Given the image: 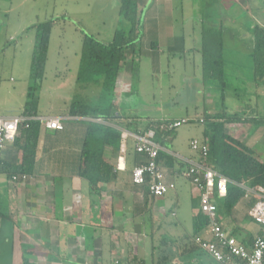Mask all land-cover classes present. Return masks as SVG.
<instances>
[{
    "label": "crops",
    "instance_id": "0c3cea01",
    "mask_svg": "<svg viewBox=\"0 0 264 264\" xmlns=\"http://www.w3.org/2000/svg\"><path fill=\"white\" fill-rule=\"evenodd\" d=\"M148 1H139V10L142 18L145 17L144 27L158 28L159 10L156 6H146ZM198 1V6H193L194 0H191L190 8L197 12V18H202L201 2ZM248 2L252 4L253 0ZM173 7L166 6L171 12ZM231 9L232 4H229L220 8V12L228 15ZM199 21L202 29L201 19ZM197 33L201 34L202 30ZM131 78L125 70L117 81L115 114L119 117L122 108H128L129 99L136 95L130 86ZM28 82L9 89L0 84V95L5 100H13L16 94L20 96L17 99H21L14 104L12 100L7 101L10 105L0 104V118H63L64 129L49 130L41 123H36L31 132L21 129L0 158V264L3 258L11 259L10 264H24V261L29 264L212 262L197 243V239L212 240L208 226L199 234L196 232V219L201 213L199 192L182 177L187 168L184 161L197 158L192 151L189 157H183L162 147L173 160L171 166L163 165L165 181L175 184L176 189L156 199L147 187L133 184L132 173L137 166L131 156L134 141L130 138L127 141L126 169L117 168L120 150L115 152L107 147L104 159L113 166L112 176L108 182H101L93 188L80 176L81 155L93 119L72 117L66 110H59V116H52L39 107L37 113H26ZM58 89L65 90V84L61 83ZM130 111H123L127 113L128 121L121 123L135 124L136 131L145 129L146 125L141 121L144 117L138 114L135 117ZM212 113L209 109V114ZM134 130L126 132L135 134ZM26 149L34 154V161L24 168ZM249 210V199L244 198L229 216L219 217L223 228L247 247L264 236V229L249 218Z\"/></svg>",
    "mask_w": 264,
    "mask_h": 264
},
{
    "label": "rangeland",
    "instance_id": "374dc122",
    "mask_svg": "<svg viewBox=\"0 0 264 264\" xmlns=\"http://www.w3.org/2000/svg\"><path fill=\"white\" fill-rule=\"evenodd\" d=\"M139 1L141 2L136 0V3L140 8ZM197 1L194 0L193 6H198ZM218 1L219 4L215 3L212 7L209 6L210 3L200 0L201 13L204 17H208V14L215 15L221 23L224 21L222 31L226 60L244 64L250 43L246 31L254 25L264 27V0H253L252 4L248 0ZM121 2L122 0H0V84L9 89L24 85L27 81L30 83L39 28L54 21L45 78L40 86L30 84L33 95L38 100L37 110L39 107L47 112L45 114L52 116H59V110H66L68 115L71 111L88 110L89 116H92L90 112L94 109H109L112 104L113 113H117V84L108 97V92L102 86L103 78H99L98 83L86 85L80 83L78 78L85 37L91 36L104 45H110L116 31L129 29V24L120 15ZM229 4H232L233 9L228 15L222 14L218 9L214 12L219 5L226 8ZM170 5L174 6L173 12L166 8ZM146 6L157 7L160 24L158 28H145V17L142 18V39L137 60L139 71L137 80L130 82V86H134L133 95H136L129 99L128 108H122L123 105L120 108L131 110L133 116L138 114L144 117L141 121L146 126L152 122L183 118L175 122L186 123L170 135L167 134L164 142L169 153H177L183 157L192 154L193 140L208 142L205 132L209 131V126L198 122L206 114L226 112L231 116L239 115L243 121L264 117V88L258 89L251 82L244 85L246 75L241 76L235 69H232L235 82L233 88L238 91L228 90L224 101L219 95L208 92L204 85L200 54L202 39L201 34L197 33L202 30L199 28V19L203 21V18L196 17L197 12L190 8L191 0H170L169 3L167 0H149ZM256 6L261 8L257 9ZM211 7L213 12L209 9ZM169 14L173 17H168ZM125 70L132 76L131 59L123 72ZM61 83L65 84V90L58 89ZM56 89L58 92H55ZM17 96L13 100H5L0 95V104L5 102L10 105L7 102L10 100L12 104L17 103L21 100ZM209 109L212 114H209ZM123 111L121 121L127 123L128 115ZM135 126L131 124L130 129L134 130ZM161 128L166 130L165 125ZM225 130L228 135L252 149L256 157L264 162V127L243 122L228 125ZM10 262L11 259H2V264Z\"/></svg>",
    "mask_w": 264,
    "mask_h": 264
},
{
    "label": "trees",
    "instance_id": "16d2710c",
    "mask_svg": "<svg viewBox=\"0 0 264 264\" xmlns=\"http://www.w3.org/2000/svg\"><path fill=\"white\" fill-rule=\"evenodd\" d=\"M202 1L210 3L209 6L212 7L215 6V3L219 4L218 0ZM212 7L209 9L211 10ZM220 8L222 7L219 5V8H215L214 12H217L216 9L220 10ZM211 11L213 12V10ZM120 15L129 24V29L116 31L112 44L104 45L91 36L85 37L81 70L78 78L83 85L98 83L99 78H103L104 83H102V86L108 92V97L112 95L119 75L123 72L129 59L132 62L133 74L131 80L133 82L137 80L139 71L137 60L138 49L142 39V14L136 0H122ZM202 18V48L200 54L202 57L204 85L207 86L208 92L212 95H219L224 101L228 90L238 91L237 88H233L235 82L233 81L234 74L232 75V69H235L238 73L240 72L241 76L246 75L245 82L242 81L244 85L247 82H251L258 89L264 88V27L254 25L253 28L250 27L246 31L248 32L246 34L248 36L247 39L250 42L246 50L247 60L244 64H236L237 62H228L226 60L224 32L222 31L225 25L224 21L221 23L217 16L209 14L208 17L203 16ZM54 25V21H51L39 28L40 34L35 49L30 84H39L40 86L45 78ZM249 26L253 25L249 24ZM32 89L30 87L28 102L25 107L28 114L37 113L38 100L33 95ZM132 89H134V86ZM90 113L92 116H89L88 110L71 111L70 116L91 118L95 121L101 120L104 122L103 124L97 122L89 123L81 155L80 176L95 188L101 182H108L112 176L113 166L104 159L106 148L110 147L115 152H119L122 132L131 130V124L124 125L121 123V117L113 113L112 104L109 109H94ZM119 119L120 121H118ZM131 119L134 118L132 117ZM201 121L198 122L209 126V131L205 132V137L208 140L207 143H204L208 147V156L205 163L230 181L227 196L223 199L216 198L218 217L229 216L234 208L245 198V190L241 186L264 188V162L256 157L252 149L228 135L225 128L228 125L243 122L264 127V117L243 121L239 115L231 116L224 112L214 115L206 114ZM173 122H152L145 129L141 131L134 130L133 132L135 135H142L152 129L156 134V143L166 148L164 143L166 136L173 131L168 130V126ZM162 125H165L166 130L161 128ZM36 126L37 124L33 123L29 129L22 130L31 132ZM25 153L27 163L23 167L27 168L33 163L34 154L29 149H26ZM131 156L136 166L146 164L148 161L146 155L138 154L135 150ZM158 161L162 166H171L173 160L170 155L161 152ZM255 203V198L249 199L250 209ZM206 226H208V219L200 213L195 223L196 232L199 234ZM24 264L29 263L24 261Z\"/></svg>",
    "mask_w": 264,
    "mask_h": 264
},
{
    "label": "built area",
    "instance_id": "2783aa9c",
    "mask_svg": "<svg viewBox=\"0 0 264 264\" xmlns=\"http://www.w3.org/2000/svg\"><path fill=\"white\" fill-rule=\"evenodd\" d=\"M63 118H37L35 116H20L10 119L0 118V158L6 146L13 143L21 129H29L33 123H41L49 130L62 131ZM93 122L102 123L101 120ZM202 122V121H201ZM186 122H175L168 126L169 130H176ZM133 139L134 150L138 154L147 156V163L134 168L132 181L135 186L147 187L153 198L167 196L176 189L175 184H167L163 166L159 163V155L165 152L155 141V131L150 130L142 135L122 132L121 149L118 169L125 170L128 158V139ZM191 151L197 156L195 160L184 161L187 166L182 177L191 182L199 192L200 212L208 219V228L212 240L197 239L200 248L211 258L209 264H264V236L254 240L251 247L238 242L225 230L219 221L216 198L223 199L228 194L230 181L211 169L206 163L208 147L198 140L191 142ZM245 199L255 198V205L249 210V218L264 229V188H248Z\"/></svg>",
    "mask_w": 264,
    "mask_h": 264
}]
</instances>
